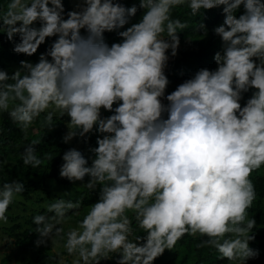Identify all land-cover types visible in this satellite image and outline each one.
<instances>
[{
    "label": "clouds",
    "instance_id": "obj_1",
    "mask_svg": "<svg viewBox=\"0 0 264 264\" xmlns=\"http://www.w3.org/2000/svg\"><path fill=\"white\" fill-rule=\"evenodd\" d=\"M185 3L194 14L223 6L213 28L221 41L216 67L198 68L165 94V67L186 28L172 10ZM0 21L18 54L31 56L55 37L35 62L20 60L11 75L0 69V112L22 130L42 113L41 126L51 130L54 114H67L65 143L102 134L89 145L93 156L71 147L59 166L61 177L89 191L99 185L98 198L66 232L62 223L82 197L49 203L52 215L32 217L36 246L60 237L71 264H153L187 233L206 237L197 247L212 246L219 259L246 264L258 256L247 209L256 197L250 174L264 165V0H77L67 11L62 0H8ZM105 32L121 39L109 44ZM39 142L23 147L25 165L41 163ZM24 191L22 180L0 185V222Z\"/></svg>",
    "mask_w": 264,
    "mask_h": 264
},
{
    "label": "trees",
    "instance_id": "obj_2",
    "mask_svg": "<svg viewBox=\"0 0 264 264\" xmlns=\"http://www.w3.org/2000/svg\"><path fill=\"white\" fill-rule=\"evenodd\" d=\"M7 2L8 0H0V12L6 7ZM67 2V0H62L64 5L67 4ZM121 2L126 6L131 5L132 3L139 4V0H121ZM222 7L223 6L221 5L209 9H203L202 12L194 14L185 3L175 6L172 10L173 17H178L181 21L186 22V28L177 32L179 39H188L194 50L167 64L165 74L168 76L169 84L165 89V94L174 90L179 83L184 79L189 78L198 68L207 67L209 69H214L216 67L213 55L219 50L221 41L219 36L213 32V28L223 22ZM242 11L243 7L240 6L235 14L238 16ZM142 12L143 9L138 7V11L132 18L131 22H136ZM0 23H2V21H0ZM200 23L205 25L207 30L206 33L204 29L198 27ZM81 30L82 32L84 31L83 29ZM2 31H4V29L3 27H0V69H6L9 75H11L13 71L9 70L5 61H17L19 63L21 56L12 50L13 43L6 39L5 33ZM104 35L112 41L121 39L115 32H105ZM18 39V36L14 37V40ZM50 40L53 39L46 37L45 42L38 46L37 52H44ZM28 57L34 59L35 53ZM251 91L252 89L243 94V98L240 101L241 105H243L245 100L251 95ZM164 102L166 103L167 101ZM37 119L38 117L32 123L37 122ZM0 120V151L2 152L0 157V185L6 181L3 174L7 169V165L4 164V161L10 159H15L17 161L18 174L20 175L19 180H22L25 183V191L16 194V196H19L24 200H30L34 193L43 191L44 188L42 183L46 178H52L55 182L64 185L71 182L67 178L59 175V166L63 162L61 159L63 152L71 147L58 146L56 149H50L48 144L42 139V136L25 133L24 130L20 129L11 121L7 116V113H4ZM86 135L89 137L87 143H85L82 137L81 146L78 149L81 150L82 154L86 157H90L94 154L88 151L89 145L95 147L97 135L102 134L92 131ZM35 140L40 141L36 145V154L40 157L41 163L38 166L32 167L23 163L21 152L26 144ZM90 162L91 161L89 160V163ZM250 179L255 187L256 197L247 211L255 215V221L257 224L264 226V176L250 177ZM82 190L85 191L82 198V204L85 206L84 209L86 210L89 207V204L98 198L99 185L95 190ZM132 227L133 229L141 231L137 227L134 218L132 221ZM184 235L179 239H183ZM203 238L206 237H201L200 234H197V236L188 239V244L192 247L195 257L193 264L206 263L212 258L219 257V253L210 245L197 247ZM116 255L118 254H114V256ZM8 261L9 257L4 256L1 259L0 264H7Z\"/></svg>",
    "mask_w": 264,
    "mask_h": 264
},
{
    "label": "rangeland",
    "instance_id": "obj_3",
    "mask_svg": "<svg viewBox=\"0 0 264 264\" xmlns=\"http://www.w3.org/2000/svg\"><path fill=\"white\" fill-rule=\"evenodd\" d=\"M65 4V11L72 9L73 5L77 3V0H67ZM38 26V24H37ZM82 32V30H81ZM83 33V32H82ZM109 44L113 42L107 36H105ZM55 39V37H47ZM194 48L190 45L188 39L180 40L177 53L175 56H169L167 64L175 59H179L186 54L192 52ZM170 52L169 50H166ZM21 60H30L35 62L38 59L39 52L35 53V58L30 59L27 55L19 53ZM10 71H14L20 65L17 61H5ZM167 66V65H166ZM166 68V67H165ZM4 112H0V118ZM101 114L104 116L109 115L108 111L101 109ZM43 113L38 117L37 122L32 123L27 129H24L25 133L32 135H40L42 139L48 144L50 149H56L58 146L75 147L81 146L82 137H73L69 142L65 143L62 140V136L66 133L67 127H71L68 122L69 117L67 114L60 115L57 111L53 116V122L56 123L51 130H46L41 126ZM1 125V120H0ZM2 152L0 151V157ZM7 165V169L3 176L6 180L20 179L18 174L17 161L10 159L4 161ZM264 176V165L254 169L250 177ZM88 179L87 175L84 178V182ZM82 181H71L69 184H59L52 178H46L42 186L43 191L34 193L30 200H24L19 196H15L12 203L8 207L6 215L8 221L0 222V261L4 256L9 257L7 264H71L73 259L72 255H69L63 247V239L56 237L54 240H47L45 244L36 246L35 240L38 238V234L35 231V225L32 217L40 212H45L48 215L52 213L47 212V205L53 202L59 197L66 199L76 200L83 198L87 189L83 186ZM81 204L78 209L70 210L68 219L62 223V227L66 232L70 227L78 226L77 221L81 220L88 208L85 210V206ZM248 212V211H247ZM129 216H132V212H128ZM248 215L255 219L253 213L248 212ZM134 232H138V235H143L138 229H133ZM253 240L249 241V246L253 249H258L259 254L254 258H248L246 264H264V226L255 224L254 226ZM197 234H185L183 239H178L173 249H165L164 252L156 257L153 264H193L195 261L192 247L188 244L190 237H195ZM132 237H130L131 239ZM142 243V241H141ZM111 256L112 254L109 253ZM55 257V259H50ZM99 264H116L115 258L102 259ZM201 264H237L236 261H228L225 259L212 258L206 263Z\"/></svg>",
    "mask_w": 264,
    "mask_h": 264
}]
</instances>
